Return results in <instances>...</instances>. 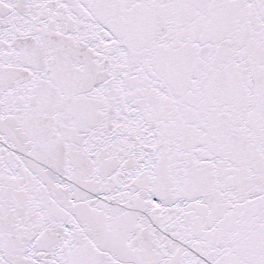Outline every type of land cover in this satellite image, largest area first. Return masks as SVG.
<instances>
[{"label":"water","instance_id":"obj_1","mask_svg":"<svg viewBox=\"0 0 264 264\" xmlns=\"http://www.w3.org/2000/svg\"><path fill=\"white\" fill-rule=\"evenodd\" d=\"M0 264H264V0H0Z\"/></svg>","mask_w":264,"mask_h":264}]
</instances>
